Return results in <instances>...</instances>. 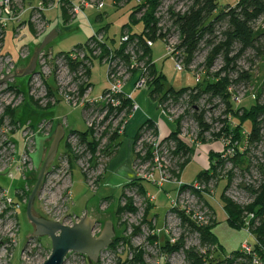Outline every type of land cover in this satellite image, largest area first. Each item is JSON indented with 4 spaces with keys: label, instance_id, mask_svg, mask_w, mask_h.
Instances as JSON below:
<instances>
[{
    "label": "built area",
    "instance_id": "2783aa9c",
    "mask_svg": "<svg viewBox=\"0 0 264 264\" xmlns=\"http://www.w3.org/2000/svg\"><path fill=\"white\" fill-rule=\"evenodd\" d=\"M31 1L33 0H27V2L24 0L25 4L29 3L28 7L23 12L21 11L22 13H18L17 10H15V6L18 8L17 4L22 3L21 0H0V44L3 40L4 25L6 23H12L14 25L19 24L20 17L28 12L31 13L30 22L35 24L39 23L45 10L56 8L58 6L61 7L67 0H56V2H54V0H41L37 7H32ZM48 2H50L49 5L45 7ZM137 2L139 4V1ZM66 4H70V12L74 17L82 14L85 10L94 9V6L89 3V0H78L77 4H72L70 2ZM101 6L102 3L95 8ZM154 17L158 21L157 28L161 30V33H157L156 38L158 39L161 35V41L165 46L166 55L174 61V70L178 73H190L193 76L194 83L196 84L195 86L199 85L202 77L206 75V70L203 69V67L197 68L198 66H195L193 63L187 68L184 66V59L181 55V51H178L176 47V42L177 44L179 42L178 35L175 39L173 37L174 32H167V30L161 26V21L163 19L169 21L167 11L163 12L161 6H159L154 13ZM19 28L15 30L16 33H18ZM262 29V23L258 22L256 30L259 31ZM152 46L153 40L148 39L141 41L139 37H130V35L126 33L122 34L117 41L107 43L104 41L102 32L99 33L98 31L92 30L89 40L84 45L75 47L66 53L54 55L50 50L44 49L37 57L34 73L28 77L26 96L35 104V106L37 105L42 110L55 108L60 104H64L72 110H80L86 129L91 130L95 138L99 137L100 139L106 134V132L107 134H110L109 132L111 131L123 134L128 119L139 109L138 105L133 101L131 93L125 91L126 85L131 82L133 92H145L149 96L153 90L152 82L155 77L151 74L153 63L149 53ZM26 56L27 55L23 56L20 54L19 57L20 59L25 60ZM6 57L7 56H4L3 60H5L7 66H11L13 61L10 57ZM94 62L103 65L107 87L102 94L92 97L89 75ZM249 65L250 68H243L242 71L247 72L251 76L253 69L258 67L259 62L255 60L253 61L251 58ZM220 66L221 61L216 70H214V67L209 70V74L216 72ZM254 76L257 78V73ZM3 77L1 76L0 79H3ZM50 78L53 79L54 90L48 86L47 82ZM9 83L0 87V107L2 106L0 129L5 138L3 146L0 147V175H4L8 179H14L16 176H19L21 182L25 181L26 183L28 176L32 174L33 168H35L33 158L37 154L40 143L49 141L53 136L54 131H51L53 120L42 119L35 125L30 121L13 124L11 120H7L8 118L5 115V111L18 109L25 99L21 92L9 89ZM248 84H239L240 91L237 92H234L233 85L228 88V92L231 95L230 101L234 105H239L241 103L243 95L247 93L246 85ZM195 93L196 90L190 89L184 96L177 99V101L167 99L162 105L159 104L158 100L154 102L157 103L159 111L168 122L176 125L175 123L180 119L178 115V107L183 103L188 105L187 101L189 95H194ZM252 98L256 99L254 97ZM122 101H127L131 104V114L124 122H122L126 117L124 111L118 113ZM224 120L230 121V118L224 116ZM116 122V127L112 128L111 124ZM59 125L64 131V143L69 147L72 155L77 159L76 167H78L80 173H93L94 169H97L100 165L96 164L95 167L91 169L90 167H86L83 163L78 164V162H81V160H85L86 158L99 156L100 146L98 147V152L94 156H91L88 152H85L86 149L84 147L78 144L75 135L66 133L69 130H67V124L64 119H62V122ZM154 125L157 129V135H154L152 131L147 130L143 125L141 126V128H143L140 138L136 141L135 146L133 144L134 152H136L139 144V154L142 155L141 158L138 156L136 161H133L132 164L135 179H141L150 183L157 189H161L166 184H172L173 186H176V198L170 200L169 208L164 215L161 228L151 230V235L147 238V244L149 245L150 243L149 238L163 236V238L165 237V239H167L170 246L181 242L184 247L186 240L185 235L187 234L188 236L191 234L196 236L197 241L201 246V251L199 252L192 250L194 254L199 258H202V262L199 264H209V261L211 260H214L212 264H264V249L260 250L262 252L261 254L256 252L253 247V244H259L253 234V229L258 225V219H256L254 213H246L244 215L243 227L241 229L247 238L240 244L239 250L231 254H221L220 251L218 252L215 245H201L198 233L193 231L189 226L182 224L179 213H182L190 223H193L198 227L209 226L212 218L211 211H188V209L182 208L180 206V200L185 194H200L208 199H213L207 193L200 190V184L204 185L205 183L195 180L191 185H185L181 183L179 179L175 178L174 175L173 178L176 180H171L165 165H175V174L178 175V166L183 162L182 160L180 161L181 154L175 156L176 143L172 140H165L171 134L166 137H161L158 126L156 124ZM184 133L185 130L180 127L179 139L183 142L185 136ZM209 133L210 131L206 134L209 135ZM17 134L19 135L18 139ZM206 134H204V136ZM16 140L19 141V147L17 146ZM218 143L220 148L218 149L217 154L220 155V158L223 161L232 158L236 149H243L242 151H245L244 149L247 148V143L238 145L232 141L230 135L221 137ZM147 146L150 147L151 159L149 162L144 163L143 160L146 156ZM192 146L196 147L195 150L197 147H200L199 144ZM98 161H100V159H98ZM138 167H147L150 171L143 174L138 171ZM69 170L70 166L68 158L63 154H56L43 178L42 185L37 195V202L43 210L42 214L45 216V219L67 227L73 226V224H76L79 220L78 217L68 212L71 204V181ZM85 185L90 191H94V188L98 187L95 182L91 181L89 184L85 183ZM25 190L26 189L23 186V189L19 190V194L17 193V195L23 197V195L28 193ZM124 193H127V199L130 197L129 199L132 200V207L135 210V206H137L136 204H139V209L141 208L145 210L148 205L155 202L154 195L146 194L145 196H141L136 189L126 190ZM150 222L151 221L148 223L149 226ZM152 222L155 227V221L153 220ZM176 230H182V233H179L177 237L173 233V231ZM97 232L100 233L98 226L93 234ZM30 242L31 241L26 243V246H28ZM119 246H121L122 252L118 253ZM150 246H154L158 250L157 254L159 261L156 264H175L180 260L182 254L184 255V258L186 257L185 252L187 251H184L183 247L177 251L167 253L161 249L160 243H150ZM107 251L114 256L117 264H122L120 258L124 255V252H127L125 264H140L139 262H134V257L136 254L142 253V264H145L144 253L141 249H131V247L126 248L123 243L119 242L114 250L109 249V247L102 250L99 253L98 260L101 258L100 256ZM30 254L29 251L27 252L23 249L20 253V260L30 263ZM216 255H219V257L216 258ZM187 262L189 261L187 260ZM89 263L90 262L86 257L76 253H69L64 259V264ZM189 264L192 263L189 262Z\"/></svg>",
    "mask_w": 264,
    "mask_h": 264
},
{
    "label": "rangeland",
    "instance_id": "374dc122",
    "mask_svg": "<svg viewBox=\"0 0 264 264\" xmlns=\"http://www.w3.org/2000/svg\"><path fill=\"white\" fill-rule=\"evenodd\" d=\"M77 1L78 0H67L65 2L77 3ZM137 1H139V4ZM236 1L237 0H217L218 8L228 4H234ZM21 2L22 3L17 4L18 8L15 6V10H17L18 13H22L24 10H26L29 4H25L24 0H21ZM25 2H27V0H25ZM40 2L41 0H33L31 1V5L32 7H37L38 3ZM54 2H56V0H54ZM146 2L147 0H134L131 4L135 6L146 4ZM191 2L192 0H164L160 3V6L163 12L172 10L174 13L183 14L189 9ZM49 3L50 2L46 3L45 7H47ZM66 3H64L61 7L58 6L56 8L45 10L39 23L35 24L30 22L31 13L28 12L20 17L19 24L14 25L12 23H6L4 25L3 40L0 44V78L1 76L3 77L9 74L18 76L21 75L31 63L36 48L40 46L42 40L47 37L52 30H54V33H56L57 36L45 49L50 50L54 55L66 53L77 46L79 47L84 45L90 38L92 30H103L104 33L102 32V34L104 36L105 42L109 41L106 39H117L125 33L129 35L131 32L132 34L140 35L143 32V25L140 22L136 25L130 24L131 6H129L125 0H89V3L94 6V9L92 8L85 10L82 14H79L75 17L70 12V4ZM101 3V7L95 8ZM63 11L66 13L65 17H63ZM145 12L146 8L139 10L135 15V19L140 20ZM64 21L66 23H64ZM171 25L172 24L166 19L161 21V26L163 28L166 30L169 29V32H174V29L171 27ZM126 26L130 28V31H128V29L123 30V28ZM224 26L225 25H221L218 31H222ZM17 28H19L18 33L15 32ZM176 36L177 34L174 32L173 37L175 39ZM178 44L176 42V47ZM149 53L151 56V61L154 64L155 72L157 74H161L165 78L164 86L166 90L170 88L174 90H180L183 88L194 87L196 85L194 83L193 76L190 73H178L174 70V61L172 58L166 55L165 46L161 40H153V46ZM206 53L207 50L205 46L201 44L199 46L197 55L192 62L195 66H198L197 68L203 67L204 69L202 63L204 62ZM20 54L23 56L27 55L25 61L20 59ZM6 55H9L15 61L12 62L11 66H7L5 60H3L4 56ZM251 56V52H247V54L238 62L237 67L241 70H243V68H250L249 62ZM96 65L103 67L101 63L94 62L92 70ZM219 65L220 59H218L213 65L214 70H216ZM256 73L257 78L254 76ZM250 77L251 81L248 85H246L247 93L243 95L242 101L239 105H233L234 109L242 107L248 111L254 105V99L252 97L257 98L259 104L264 103V58L259 63L258 67L253 69V73H251ZM27 80L28 77L16 78L9 83L10 86L18 87L25 97L23 104L15 111V119L19 123L30 121L35 125L42 119L53 120V125L51 126V131L53 132L55 127L62 122V119H64L68 126L73 129V131L85 132L86 125L80 110H72L64 104H60L55 108H48L47 110H42L37 105L35 106V104L31 102L26 96ZM100 81L101 80H99L97 77L93 79V82L91 83L94 86L91 88L92 97L98 96L97 94L101 90ZM47 83L48 86L54 90L53 79L50 78ZM237 91H240L239 85L234 86V92ZM102 93L103 91L100 92V94ZM196 107L199 110L205 111L204 122L210 125V133L209 135L206 134L204 136V143L197 139L198 127L190 115L191 112L189 105H185V103H183L178 107V115L181 119L180 127L185 130L184 142L188 146L195 144L204 146L217 143L216 148L219 149V139L216 140L215 135H217L221 129L224 128V124H222L224 121L227 123L231 122V124L233 123V127L235 126V121L233 122L224 120V107L219 102V100H214L208 104L207 99L203 98L199 103H197ZM1 111L2 106L0 107V115ZM7 118V120L10 121L8 116ZM57 118H59V120H57ZM228 118L232 119L231 115H229ZM111 125L112 128H115L117 122ZM173 126L176 131V125ZM243 128L245 130V134H247L251 130V124L246 122L243 125ZM114 132L111 131L109 133L113 135ZM110 134H108L109 138L112 136ZM18 136L19 135L17 134V139ZM261 136L262 142L259 145H253L244 149L245 157L243 158V162L241 164L235 166L228 159L227 161L224 160L223 165L214 172V177L217 179H213L208 184H200V190L204 191L210 197H212L213 200H215V202L212 201L214 204L215 214L211 212L212 218L210 224L212 222L215 224V226L212 228V232L216 236L218 243L223 248V252H226V254L239 250L240 244L245 241L247 237L242 229L234 230L226 223L225 216L218 205V202L220 201V195L223 191V187L228 183L224 193L227 199H229L238 207H246L251 203L250 192L258 185L260 179H262V174H264V125L261 126ZM52 138L53 136L50 139L52 140ZM107 138H95L96 141L98 140L100 146L99 156L86 158L85 160L78 162V164L83 163L86 165V167H90L91 169H93L96 164L100 165L97 167V169H94L93 173H80L84 183L86 184H89L91 181L95 182L99 186L100 182L102 181L103 174L106 172L109 164L110 154L112 155L114 153V151H110L109 154V151L107 150V147L110 146L109 139ZM4 139V134L0 129V147L3 146ZM16 141L17 146L19 147V141ZM63 148L64 145L63 142H61L57 153L60 154ZM48 149L49 147L45 150L41 149L34 156L33 162L35 168H33V172L29 176V179L26 181V183L25 181L21 182L19 176H16L14 179H8L6 176L0 175V264H43L49 256L51 249L49 239L34 237L30 224L27 221L25 215L28 196L36 183L38 172ZM198 149H200V147H197L196 150ZM139 151L140 146L138 144L136 152L133 150V160L136 156H139L140 158L142 157V155L139 154ZM217 151L218 150H216V153ZM98 159H100V161H98ZM221 161L223 160L221 159ZM76 164L77 162L74 164V168L80 172L78 167H76ZM206 166L208 167L207 160ZM165 167L169 172L171 180H176L173 178V175L178 176L175 174V165H165ZM69 171L71 181L72 171ZM138 171L140 173L146 174L150 170H148L147 167H138ZM198 172L199 170L195 163H190L182 173V180L185 182V185H191L193 182H195ZM75 174L76 173H74V175ZM72 184L71 204L68 211L70 214L81 218L85 212L89 214L92 212L90 215L92 218L95 217L100 219L102 223H106L105 221L111 222L114 226L113 229L115 232H122V229L126 228V230L123 232V237L129 239L130 243L127 245L123 242L120 243H123L126 248L131 247V249H141L144 253L145 264H156L159 261L157 248L150 246V243L148 245L147 238L151 235L152 229L155 230V228H161L164 215L169 208L170 200L176 198V186L166 184L164 185L165 188L163 191H157V189L153 188L152 186L148 187L152 194L156 195L154 202L155 208L150 214V216L155 217V219L150 218L151 222L149 226L148 223L142 222L145 210L141 208L139 209V204H136L137 206H135L137 211L136 214H118L119 217L115 215V211H117L118 207L123 208L127 201H132L129 199L130 197L127 199V193H124L123 198L120 200L122 194L121 188L116 191L113 196V200L101 202L100 196L96 194L98 187L94 188V191H90L85 184L80 182L76 183L74 178ZM22 185L26 189L25 191L30 193L27 194V198L23 195V199L19 200L17 195L19 190L17 189ZM180 206L182 208L188 209V211H210L205 207L204 202L200 199V197L194 193L185 194L180 200ZM42 211L43 210L37 202L36 196L33 205V212L36 213L35 215L37 216L40 215L39 213L42 214ZM42 216L45 219L43 214ZM153 220L155 221V227L152 222ZM117 223H123L122 227L117 228ZM102 225L103 224L98 223L99 231H102ZM135 229H137V232L134 233ZM173 233L177 237L179 233H182V230H176L173 231ZM98 235L99 232L93 234L94 237H97ZM158 237L159 238L153 240L151 244H159L164 240L161 236ZM185 238L186 240L183 247L184 251H201V246L199 245L195 235L189 234L187 236L186 234ZM29 241L31 242L28 244V246H26V243ZM119 247L118 253L122 252L121 246ZM23 249L31 253L30 263L20 260V253L23 251ZM100 257L101 258H99L96 264H117L116 259L109 251ZM175 264H189V262H187L186 257L184 258V255L182 254L180 256V260Z\"/></svg>",
    "mask_w": 264,
    "mask_h": 264
},
{
    "label": "trees",
    "instance_id": "16d2710c",
    "mask_svg": "<svg viewBox=\"0 0 264 264\" xmlns=\"http://www.w3.org/2000/svg\"><path fill=\"white\" fill-rule=\"evenodd\" d=\"M125 1L129 4V6H131L130 24L136 25L140 22L143 25L142 34L136 35L130 32V37H139L141 41L148 39L162 40L161 35L158 39L156 38L157 33H161V30L157 28L158 21L155 19L154 13L160 6V3L164 0H147L146 4L135 6L131 4L134 0ZM145 8V14L140 20H136L135 15L139 10ZM167 13L169 22L172 24L171 27L178 35L179 44L177 46V50L181 51V55L184 59V66L186 68L194 61V58L199 50V46L201 44L205 46L207 53L202 64L206 70V75L202 77L199 85L195 86L194 88H183L178 91H174L172 88L166 90L164 86L165 78L161 74H157L155 72L153 64L151 68V74L155 77V79L152 82L153 90L151 92L150 98L152 100H158L160 104H163L167 101V99L177 101V99L184 96L190 89L196 90L194 95H189L187 104L189 105L190 112L192 113L190 115L198 127V140L204 143V134L208 133L211 128L210 125L204 122L205 111L199 110L196 107L197 103H199L203 98H206L208 104L214 100H219V102L224 107V116L229 117V115H231L233 120L230 119V121H235L234 127L232 126L233 123L231 124V122L227 123L224 121V128L221 129L217 135H215L216 140L223 136L230 135L232 141L238 145H242L243 143H247V147L259 145L262 142L261 126L264 125V103L259 104L258 99L256 98L254 99V105L248 111L242 107L234 109V104L230 101L231 95L228 92V88L231 85L238 86L239 84H248L250 82V75L237 67L238 62L247 54V52H251V58L253 61L255 60L260 63L264 58V0H237L234 4H228L221 8H218L217 0H192L189 9L185 13L177 14L172 10L167 11ZM65 15L66 13L63 11V17H65ZM258 22H261L263 25V29L259 31L256 30ZM64 23L66 22L64 21ZM221 25L225 26L222 31H218ZM126 29L130 31V28L127 26L123 28V30ZM102 31L103 30H98L99 33ZM167 32H169V29H167ZM118 39L119 37L117 39L106 40H109L107 41L108 43H113ZM218 59L221 61L220 68L213 74H209V70L213 67ZM8 88L11 90L14 89L17 92H21L18 87L8 85ZM130 108L131 104L129 102L122 101L121 108L118 109V113L124 111L126 115L122 122L126 121L131 114ZM16 110L5 111V115L10 118L13 124L18 122L15 119ZM180 120L181 119H178V121L175 123L177 127L176 131H174L169 137H167V139H165L172 140L176 143L175 156L181 154L180 161L182 160L183 162L178 166V176L174 175L177 179H179V176L185 166L191 161L195 151L194 146H187L179 139ZM246 122L251 124V130L247 134H245V130L243 128V125ZM143 127H146L147 130H150L154 133V135H157V129L151 121H147ZM142 128H140L137 132L134 140V146L142 134ZM66 133L75 135L77 137L78 144L84 147L86 149L85 152H88L91 156H94L98 152L99 143L95 140L91 130L86 129L85 132L69 130ZM120 136L121 134H118L116 131L110 138L107 132L102 136L103 139H109L110 146L107 147L109 154L110 151H114L112 155L110 154L109 161L118 148V143L116 141ZM51 141L52 140L49 139L47 142L40 143L37 153L41 149H47ZM146 149L147 152L143 160L144 163L149 162L151 159L150 147L147 146ZM62 154L68 158L70 170H76L74 168V164L77 159L72 155L69 147L65 143ZM244 157L245 151L242 152L241 150L236 149L233 158L229 159V161L232 162L233 165L237 166L243 162L242 160ZM136 159L137 156L133 161H136ZM223 163L224 161H221L219 154L210 153L208 157V169L201 171L197 175L196 181L207 184L213 179H217L214 177V172L220 168ZM105 173L103 174V177ZM261 177L262 179H260L258 185L250 192L251 203L246 207H238L225 197L224 193L228 183L223 187L218 205L225 216L226 223L234 230H240L243 227V219L246 213L255 214L256 219H258V225L253 229V234L259 244H253V247L255 248L256 252L262 254L260 250L264 249V174H262ZM28 179L29 176L27 181ZM145 186H152L153 188L157 189L150 183H147L141 179H134L131 183L123 187L122 192L124 194V191L126 190L136 189L139 195L145 196L147 194ZM22 189L23 185L17 190ZM28 193L24 195L26 198ZM123 194L120 200L123 198ZM197 196H199L204 202L205 207L215 214L214 204L212 203V201L215 202V200L208 199L200 194H197ZM18 199L22 200L23 198L18 196ZM153 204H150L146 207L143 214V223H149L150 218L155 219V217L150 216ZM124 213H136V210L132 207L131 201H127L123 208L118 207L117 211H115V215L117 217ZM179 216L183 225L189 226L193 231L198 233L201 245H215L218 252L220 251V253L223 254L222 247L212 232V228L215 226L213 222L209 226L198 227L193 223H190L182 215V213H179ZM122 224L123 223H117V228H121ZM122 230V232H115L114 230L115 237L113 239V243L109 246V249L114 250L119 242H123L126 245L129 243V239L123 237V232L126 230V228H123ZM135 232H137V229L134 230V233ZM161 237L163 238V236ZM158 238L159 237L156 236L151 237L149 238V242L152 243L153 240ZM163 239L164 240L160 242V246L161 249L167 253L177 251L183 247L181 242L170 246L167 239H165V237ZM185 255L187 260L192 264H199L202 262V258H199L196 254H194L193 251H187L185 252ZM126 257L127 252H124V255H122L120 258L122 264H125ZM218 257L219 255H216V258ZM134 262H139L142 264V253L135 255ZM213 262L214 260H211L209 261V264H212Z\"/></svg>",
    "mask_w": 264,
    "mask_h": 264
},
{
    "label": "water",
    "instance_id": "95a60500",
    "mask_svg": "<svg viewBox=\"0 0 264 264\" xmlns=\"http://www.w3.org/2000/svg\"><path fill=\"white\" fill-rule=\"evenodd\" d=\"M55 37L56 33L52 30L49 35L42 40L40 46L34 53L31 63L24 72L19 76L10 74L4 76L3 79H0V87L16 78H25L32 75L36 69L39 53L44 50ZM63 136V128L57 126L49 149L38 172L36 183L28 196L25 215L29 224L35 229L34 237L47 238L50 241V253L43 264H64V259L69 253L82 255L86 257L90 263L95 264L98 260L99 253L113 243L115 234L111 222L106 221L102 231H100L97 237H94L93 232L98 226V222L90 219L87 213H84L83 216L79 218L78 222L71 227L37 217L33 213L35 198L39 193L47 169L52 164L58 152V147Z\"/></svg>",
    "mask_w": 264,
    "mask_h": 264
},
{
    "label": "crops",
    "instance_id": "0c3cea01",
    "mask_svg": "<svg viewBox=\"0 0 264 264\" xmlns=\"http://www.w3.org/2000/svg\"><path fill=\"white\" fill-rule=\"evenodd\" d=\"M77 3H78V1H77ZM77 3H72V4H77ZM6 56H9V55H6ZM11 60L13 62H15L13 58H11ZM17 64H19V63H17ZM95 68L90 72L89 83L91 85V88H93L94 86L91 84L93 82V79L97 77V78H99V80H101L100 81L101 90L97 94V95H100V92L101 91L104 92L106 87H107L106 86V80H105V72H104V68L101 67L100 65H96ZM125 91L128 93H131L132 99L138 105L139 109H138V111L133 113L131 115V117L128 119L123 135L118 137V139L116 141L118 143V148H117L115 154L113 155V157H111L109 164H108V167H107V170H106V173H105L102 181L100 182V184L98 186V190L96 192V194L98 196H100L101 202H104L107 200H109V201L113 200V196L116 193V191L119 190V188L123 189L124 186L128 185L129 183H131L135 179L134 171L132 169L133 144H134V140H135V137L137 135V132L141 128V126H143L147 121H151L152 123H154L158 126V128L160 130V136L161 137H166L175 131L173 124L168 122V120L162 115V113L158 109L157 103L154 102L147 93L139 92V91L133 92L131 82L126 85ZM59 118H57V120H59ZM57 126L60 127V125H57ZM57 126L55 127V130L53 132V136H54V133L56 131ZM67 130H73V129L70 128L67 124ZM61 142H63V145H64V136L62 137L60 143ZM216 144L217 143L200 146V149L195 150L193 158L185 166V168L190 163L194 162L196 167L199 170L198 174L201 171L207 170L208 167L206 166V160L208 161V157H209L210 153H216V150H218L216 148L217 147ZM62 153H63V150L60 154H62ZM57 154H59V153H57ZM185 168L182 170V172L179 176V181L183 184H185V182L182 180V178H183L182 173L185 170ZM74 173H76V174L74 175ZM73 178L75 179L76 183L80 182V183L85 184L79 171H77V170L72 171V173H71V179H72L71 185H73L72 184ZM170 185H172V184H170ZM145 187L147 190V192H146L147 194L154 195V194H152L150 189H148V186H145ZM164 188L165 187L163 186L162 189H159L157 191H163ZM122 194H123V192H122ZM122 194H121V196H122ZM155 196L156 195H154V197ZM155 199H156V197H155ZM154 208H155V206L153 204V208L151 211H153ZM91 213L90 214L87 213L88 217L90 219L96 220L99 224H103L102 226L105 225V223H102L100 219H97L95 217L92 218L90 216ZM222 253L226 254V252L225 253L223 252V248H222ZM231 253H234V251H232ZM231 253H227V254H231Z\"/></svg>",
    "mask_w": 264,
    "mask_h": 264
},
{
    "label": "flooded vegetation",
    "instance_id": "af4514ba",
    "mask_svg": "<svg viewBox=\"0 0 264 264\" xmlns=\"http://www.w3.org/2000/svg\"><path fill=\"white\" fill-rule=\"evenodd\" d=\"M34 213V212H33ZM38 213V212H37ZM36 213H34V215H35ZM40 215H37V217H40V218H43V216H42V214L41 213H39ZM36 216V215H35ZM42 216V217H41ZM30 227H31V229H32V234H33V236H34V232H35V229L30 225Z\"/></svg>",
    "mask_w": 264,
    "mask_h": 264
}]
</instances>
